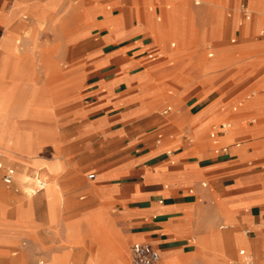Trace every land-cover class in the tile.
<instances>
[{"label": "crops", "instance_id": "crops-1", "mask_svg": "<svg viewBox=\"0 0 264 264\" xmlns=\"http://www.w3.org/2000/svg\"><path fill=\"white\" fill-rule=\"evenodd\" d=\"M168 1L174 8L173 19L165 14L160 0H146L145 4L143 0H134L138 2V6L134 3L138 15V22H135L128 11L114 14L111 10L116 8L115 4L106 7L90 3L92 0H0V96L6 85L13 86L9 107L10 137L15 135L17 142L23 143L25 154L37 140L53 146L52 151L54 149L55 126L48 125L41 138L22 137L16 130L13 108L23 64L17 52L19 37L39 30L44 24L58 21L60 26L63 25V31L74 33L64 42L74 50L71 59L76 69L70 74V79L84 81V86L82 83L73 86L70 104L60 111V185L66 184L71 177H78V170L93 169L87 174L92 184L81 180L77 191L96 192L103 201H116L117 217L131 225L130 234L135 239L131 244H149L160 258L162 255V264L182 262L183 255L190 252L196 241L213 244L216 236L212 230L215 228L212 226L207 232L204 223L219 221L228 223L221 225V230L237 223L251 227L252 238L243 234L246 243L233 238L241 233L220 234L215 230L220 243L222 240L228 244L221 243L216 247L223 256V259H217L216 264H223L227 251L231 250H236L237 257L229 264L248 256L253 264H264V126L240 128L236 114L242 106L236 111L231 108L230 114L221 106L223 103L216 92L217 83L213 82V76L207 74L211 69L206 66L209 64L193 63L184 52H175L166 46L167 36L184 43L191 27L183 18L184 10L177 0ZM194 4L198 2L194 1ZM142 8L145 9L143 22L139 21ZM259 8V1H256L255 9ZM262 11L264 13V4ZM162 15L164 19H161ZM238 27L242 35L252 29L259 32L264 40V27L259 31L258 13L244 21L240 19ZM217 28V25L208 26L200 32V38L213 40L217 36ZM235 42L236 38H232L231 43ZM259 43L264 46V41ZM251 45L242 44L233 51L245 53L264 49L263 46ZM174 46V43L170 44V47ZM219 50L222 61L233 63L230 48ZM212 56V53L207 54L208 58ZM256 62L252 61L251 65L255 66ZM239 66L238 70L248 68L245 63ZM236 72L237 68L225 73L223 79ZM252 83L254 81L246 83L239 91ZM168 86L176 94L171 90L166 93ZM82 96L87 100L86 105L81 103ZM165 100L174 102L175 108L167 105L158 112ZM247 108L264 114V97L256 98ZM252 120L250 125L256 121ZM227 121L235 125L234 134L220 137L219 144L213 145L208 138L211 125ZM184 132L195 138L194 144L185 141L182 137ZM222 147H227V152H221ZM52 151L41 160L56 165ZM0 152L3 154L0 163L19 169V176L26 169L27 173L36 169L35 159L11 161L5 157L9 151L3 146H0ZM99 159L102 165L98 164ZM73 163L80 168L74 169ZM40 171L48 176L54 173L39 170L35 174L48 184L46 180L49 177L42 176ZM90 174L93 178H89ZM1 183L14 193L23 191L15 177L9 185ZM35 187L36 181L31 188L32 193H35ZM42 191L33 197L38 199L41 195L38 193ZM62 203L63 200L59 207ZM43 208L44 218L34 216L31 206L16 207L12 220L0 217V255L24 232L40 224V220L49 224L56 222L53 214L48 213L42 204ZM6 209L5 202L0 199L1 216ZM19 212L30 213L31 217L21 221ZM197 220L201 222L199 226ZM111 224L112 219L106 211L95 207L77 222L67 225L68 236L77 239L85 231L103 246L113 236ZM234 239L249 248L236 246ZM116 240L119 246L117 263H120V257L127 262L123 240L118 235ZM16 253L13 251L12 255ZM197 257L203 264L199 254ZM67 258L68 254L62 252L52 256L48 264H66ZM86 264H99V258L88 260Z\"/></svg>", "mask_w": 264, "mask_h": 264}, {"label": "rangeland", "instance_id": "rangeland-1", "mask_svg": "<svg viewBox=\"0 0 264 264\" xmlns=\"http://www.w3.org/2000/svg\"><path fill=\"white\" fill-rule=\"evenodd\" d=\"M143 1L145 4L146 0ZM160 1L165 14L168 17L174 15V8L170 5L169 1ZM194 1H197L198 4L195 5ZM256 1H259V10L262 11L264 0H177L184 10L183 18L191 26L188 31L189 36L184 43L173 37L167 36L165 38V44L170 50L184 52L193 63L199 62L203 65H212L210 72L207 74L213 76V82L218 84H216V92L220 96V100L223 103L221 106L226 112H231V108L235 106L237 100L243 101L241 110L239 109L236 114L237 123L240 128H260L264 126V114L247 108L256 98L264 97V59H262L264 58V49H261V51H247L245 53H241L240 51L234 53L233 51V49H238L242 44H253L251 45L253 47L263 46L259 43V41H264L262 40L263 37L259 36V32H253L251 29L246 35H242L241 28L238 27L240 19L243 20L240 14L242 5L247 8L249 7L252 16L258 13L259 31L264 27V13L262 11V14H259V10L255 9ZM90 3L102 4L106 7L115 4L116 8L111 10L114 14H122L124 11H128L131 14L132 21L138 22L137 10L134 7V3L138 6V2H134V0H92ZM140 3L143 6L141 1ZM168 6L170 8H167ZM140 11L142 16L139 21L143 22L145 20V9L142 8ZM150 14L155 22V15L153 12ZM170 18L173 19L174 16ZM161 19H164L163 15ZM261 23L263 25L262 28ZM60 24L58 21H53L50 24H44L35 32H26L19 37L17 52L23 64L20 66V78L17 80L18 86L15 95V106L13 108L16 130L22 137H29L35 140L43 136L48 125L55 126L53 151V146L42 144L37 140L34 147L25 154L24 145H20L17 142L16 137H14L15 135L10 137L12 124L9 122V107L13 94V86L6 85L5 91L0 96V146L4 145L3 147L9 151V154L5 157L11 159V161H20L22 158L31 157L35 159V163H45L41 159L52 151V158L56 164V171L53 175L48 176L40 171L42 176L49 177L46 181H48V191L52 192L49 195L50 200H47V198L38 200L35 197L29 200L26 194H23V191L19 190L17 193H14L5 188L0 181V199L7 206L6 213L2 216L0 214V217L4 220H12L16 207L31 206L34 216L38 215L39 218H44L43 213L45 210L44 208L42 209L43 204L48 209V213L51 212L53 214V221L56 222H50L53 224H49L44 220H40V224L24 232L11 246L1 253L0 264H40V262L48 264L52 256H57L62 252L68 254L66 264H86L88 260L97 258H99V264H118L119 246L116 240L117 235L123 240L124 250L127 251L126 264H130L128 249L135 239L130 234L131 225L125 224L122 219L117 217V202L113 200L110 202L103 201L96 192L95 194H90L77 191L81 180L85 184H92L87 179V174L93 172V169L88 167L82 171L78 170V177H71L66 184L63 182L60 185L59 183L58 160L60 157V142L58 138L59 120L62 116L60 111L70 104L69 101L72 99L70 98V94L74 91L73 86L76 83H82L84 86V81L80 82L70 79V74L76 69L74 60L71 59L74 50L69 44L64 45V42L74 33L63 31L64 27L63 25L60 26ZM216 25L218 26V32L213 40L200 38L201 31H204L208 26L214 27ZM232 38H236L235 43H231ZM171 43H174L175 46L170 47ZM222 48L231 49L229 55L233 57V63L222 61V54L219 52V49ZM208 53H212L213 56L208 58ZM252 61H257L255 66L251 65ZM140 62L143 65L144 59ZM240 63H245L248 68L238 70L240 69ZM236 68L237 72L234 75L223 79L225 73ZM250 81H254V83L250 84L243 91H239L241 87ZM168 90L176 94V91L171 86L166 87V93ZM249 96L250 98L246 99ZM80 99L81 103L86 105L85 102L87 100L84 96ZM6 105L7 108H4ZM167 105L175 108L174 102L165 100L157 111L161 112ZM252 119L256 121L250 125L249 122ZM234 131L235 125L232 123V130L227 136L233 135ZM98 164L102 165L101 159H99ZM72 166L74 169L80 168L79 165H75L74 163ZM262 167H264V163ZM15 169V182H18L19 175L17 173L20 170ZM34 171L28 172V175L32 179L35 178ZM34 184L35 181L33 180L28 185V188H33ZM58 187L60 188V192ZM94 189H96V186ZM82 196L84 199L81 200L80 197ZM61 200H63V203L59 207ZM95 207L104 209L107 216L112 219L110 232L114 237H110L108 242L103 244V246L85 231L77 239L68 236L69 229L67 225L77 222L86 212ZM30 217V213L19 212L21 221H27ZM196 223L198 226L201 224L200 220H197ZM229 223L232 224L233 222L229 221ZM227 224L224 221H219L215 224L205 222L204 226L207 232L213 226L220 234L226 232H230L231 234L241 233L235 235L233 238L246 243L244 235L252 238L250 233L251 227L247 228L237 223L232 227L230 226L227 230L220 229L221 225ZM215 230H212L214 235L217 233ZM214 243L206 242L203 244L196 241V245L193 244L194 246L190 249V252L183 255V261L177 264H201L197 257L198 254L203 264H216L217 259H223V256L216 250L219 244L216 241ZM245 245L242 244V247L248 249L249 247L247 245L245 247ZM13 251L17 253L12 255ZM240 252H243V250ZM236 257V250L227 251L223 264H229V261L236 259ZM118 260L120 261L119 264H125L124 258L120 257ZM161 261L162 255L158 264H162Z\"/></svg>", "mask_w": 264, "mask_h": 264}, {"label": "built area", "instance_id": "built-area-1", "mask_svg": "<svg viewBox=\"0 0 264 264\" xmlns=\"http://www.w3.org/2000/svg\"><path fill=\"white\" fill-rule=\"evenodd\" d=\"M240 14L243 20H246L250 17L248 8L245 7L244 5H242L240 8ZM149 57L152 58V56ZM249 97H247L246 99H248ZM242 103L243 101L241 100L238 101L235 104V106L232 107L233 111H236L239 107H241ZM254 121L255 120H252V122ZM231 125L232 124L228 121L216 125L215 124L211 125L208 133V138L210 142L213 145H218L220 141V137L225 136L227 134V132L231 128ZM182 137L189 144L195 143V138L188 132H184L182 134ZM220 150L221 152H227V147H222L220 148ZM14 177H15V169L11 166H3L0 163V180L4 184L9 185L13 182ZM35 178H36V187L34 189V192L36 193L44 189L45 182L39 179L38 177ZM89 178H93V175L90 174ZM129 259H130V264H158L160 261V256L158 252L155 249H153L149 244L143 242H135L131 244L129 247ZM233 264H253V261L250 257H247L244 260Z\"/></svg>", "mask_w": 264, "mask_h": 264}, {"label": "bare ground", "instance_id": "bare-ground-1", "mask_svg": "<svg viewBox=\"0 0 264 264\" xmlns=\"http://www.w3.org/2000/svg\"><path fill=\"white\" fill-rule=\"evenodd\" d=\"M248 11H249V13H250V15H251V10L249 9V7H248ZM259 14H262V11L261 10H259ZM207 67H211L212 65L210 64V65H206ZM250 98V97H249ZM1 104V103H0ZM242 105H243V103H242ZM3 117V116H2ZM10 122V121H9ZM216 124H218V123H215V125ZM232 124V123H231ZM213 125V124H212ZM232 130V125H231V128L229 129V131L227 132V134L225 135V136H227L229 133H230V131ZM7 131V130H6ZM19 143V142H18ZM20 145H23V143H19ZM2 145V144H1ZM7 145V144H6ZM10 145V144H9ZM26 145V144H25ZM4 146V145H3ZM12 148V147H11ZM24 148V147H23ZM34 150V149H33ZM25 152V151H24ZM0 156H3V154L0 152ZM6 156V155H5ZM36 156V155H35ZM33 157V156H32ZM28 158H31V157H28ZM11 160V159H10ZM35 164H37L36 165V169H35V171H34V173L36 174V171H39V170H45L46 171V173L47 174H51V173H54L56 170H55V165H49V164H47V163H44V162H41V163H35ZM27 170L28 169H26V171L23 173V174H21L19 177H18V179H19V181H18V185L21 187V189L23 190V192H26V195H27V197L28 198H32L33 196H35V195H37V192L36 193H32V190L30 189V188H28V186L27 185H29L30 184V182H32L33 180L34 181H36V178H31L29 175H28V173H27ZM33 174V173H32ZM46 185H47V187H48V184H46V182H45V186H44V189H43V191H42V193H44L43 195H42V193H41V195L38 197V200H40V199H44V198H47V200H50L51 198L49 197V195L52 193V192H50V191H48V188L46 187ZM46 187V188H45ZM37 199V198H36ZM30 200V199H29ZM216 238H215V241L218 243V244H223V245H228L225 241L223 242L222 240H221V243H220V238L218 237V234L216 233ZM222 237V236H221ZM234 243H235V245L236 246H242V243H240L239 241H237V240H235L234 239ZM215 244V243H214ZM231 244L233 245V243L231 242ZM216 245V244H215ZM231 245V246H232ZM212 246V245H211ZM245 247H246V245H245ZM247 247H248V245H247ZM208 249H210V248H208ZM126 263V262H125Z\"/></svg>", "mask_w": 264, "mask_h": 264}]
</instances>
